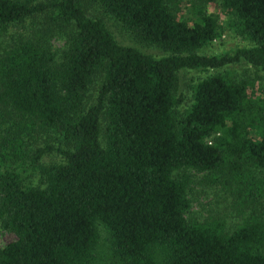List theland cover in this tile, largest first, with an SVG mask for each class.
<instances>
[{"label": "trees", "instance_id": "trees-1", "mask_svg": "<svg viewBox=\"0 0 264 264\" xmlns=\"http://www.w3.org/2000/svg\"><path fill=\"white\" fill-rule=\"evenodd\" d=\"M204 2L0 0V264H264L261 87L224 70L176 92L183 69L264 73V0H219L250 43L218 53L199 52L221 26ZM191 170L229 189L234 227L186 215Z\"/></svg>", "mask_w": 264, "mask_h": 264}, {"label": "rangeland", "instance_id": "rangeland-1", "mask_svg": "<svg viewBox=\"0 0 264 264\" xmlns=\"http://www.w3.org/2000/svg\"><path fill=\"white\" fill-rule=\"evenodd\" d=\"M192 1L198 2L199 0H174L179 11L191 14ZM173 4V2H172ZM205 11L207 13L216 15L219 20L218 35L209 43L204 45L199 52L201 53H218L234 45H248L250 42L236 34L229 26V19L225 13L220 9L219 0H205ZM87 13L101 15L108 28L112 31L118 42L122 44H129L139 47L145 52L160 55L164 52L158 47L148 44H142L132 39L128 32L121 27L119 22L111 15L104 13L96 4H87ZM179 13V12H178ZM52 42L55 47L62 45V40L53 38ZM228 70L233 77L245 76L249 79H254L255 82L261 87V92L264 93V73L259 69L253 67L249 63L243 61L230 63L216 69H209L208 71H199L194 69H183L178 72V80L176 85V92L182 96V102L179 108H182L190 102V89L189 85L197 77L205 75L209 72H217ZM97 81L95 80L90 86L91 94H94ZM59 157L56 153L51 152L43 157V161L51 162L58 160ZM192 182L189 184L190 189L188 196L190 199V206L188 213L199 221L209 220L212 217L220 216L224 219L226 228L231 229L237 223L238 214L232 205L233 197L223 183L212 182L203 178V172L191 170ZM37 177H33L36 182ZM256 213L264 216V197L261 199L260 204L257 206ZM15 235L12 231L3 228L0 225V247L10 240H13Z\"/></svg>", "mask_w": 264, "mask_h": 264}]
</instances>
